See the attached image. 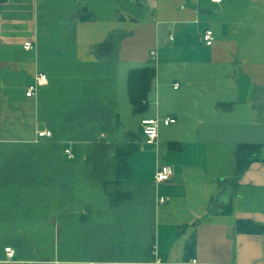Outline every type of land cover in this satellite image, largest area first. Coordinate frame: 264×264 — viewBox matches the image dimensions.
<instances>
[{
    "label": "crops",
    "instance_id": "crops-1",
    "mask_svg": "<svg viewBox=\"0 0 264 264\" xmlns=\"http://www.w3.org/2000/svg\"><path fill=\"white\" fill-rule=\"evenodd\" d=\"M108 40L115 54L99 61ZM144 67L154 74L135 112L128 74ZM37 74L47 84L27 98ZM145 119L159 121L156 146L143 142ZM245 144L260 152L236 180ZM130 145L114 205L104 185ZM161 167L171 179L155 184ZM155 251L160 264H264V0H7L0 264H153Z\"/></svg>",
    "mask_w": 264,
    "mask_h": 264
},
{
    "label": "trees",
    "instance_id": "trees-1",
    "mask_svg": "<svg viewBox=\"0 0 264 264\" xmlns=\"http://www.w3.org/2000/svg\"><path fill=\"white\" fill-rule=\"evenodd\" d=\"M7 0H0V5ZM115 43L108 40L102 44L94 47L93 55L99 61L109 60L115 54ZM154 70L151 67H144L142 69L132 70L128 74L127 88L130 104L135 112H139L143 109V100L147 98L150 91L151 82L153 79ZM137 147L125 146L118 147L116 151V180L114 183L105 184L104 189L112 204L118 202V196L116 193L117 188L122 181L128 179L130 176V168L126 163L128 156L135 152ZM260 152V146L258 145H239L236 151V180L246 171L248 166L256 161ZM109 188L113 189V193L109 192ZM194 249V241H191L186 246V258L192 255Z\"/></svg>",
    "mask_w": 264,
    "mask_h": 264
},
{
    "label": "built area",
    "instance_id": "built-area-1",
    "mask_svg": "<svg viewBox=\"0 0 264 264\" xmlns=\"http://www.w3.org/2000/svg\"><path fill=\"white\" fill-rule=\"evenodd\" d=\"M39 2L43 0H37ZM212 3L220 4L222 0H210ZM172 40V37H170ZM201 40L206 47H211L214 42L213 32L211 30H205L201 35ZM24 51H30L33 49V44L30 41H27L23 44ZM150 57L152 60L156 58V53L152 51L150 53ZM47 84V76L45 74H37L33 78V83L27 87L25 96L27 98H33L36 96L39 88L45 86ZM178 87L177 84L174 85L176 89ZM165 126L175 123L173 119H166L163 121ZM142 130H143V142L145 145H152L156 146L158 141V128H159V121L156 119H145L141 122ZM52 132L50 130H43L37 133V138H51ZM64 154L67 156L68 159H73L74 156L70 150H65ZM172 171L169 167H161L159 168L155 175H154V183L161 184L168 182L171 179ZM168 201V198H159L157 203L162 205ZM4 254L6 257V262H11L14 260L15 257V250L11 247L4 248ZM154 255V262L153 264H160L161 259L158 257L157 252H153ZM190 264H197L196 260H191Z\"/></svg>",
    "mask_w": 264,
    "mask_h": 264
}]
</instances>
